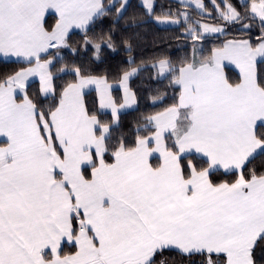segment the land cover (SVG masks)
Masks as SVG:
<instances>
[{
  "label": "snow or ice",
  "instance_id": "snow-or-ice-1",
  "mask_svg": "<svg viewBox=\"0 0 264 264\" xmlns=\"http://www.w3.org/2000/svg\"><path fill=\"white\" fill-rule=\"evenodd\" d=\"M178 3L156 15L155 0H142L158 25L183 24L191 44L179 64L168 57L151 64L179 92L144 118L129 146L122 137L109 144L110 125L89 113L85 89L95 87L115 122L135 103L129 81L143 65L122 72L119 105L107 76L79 66L53 71L73 28L85 33L96 59L102 43L114 51L110 37L88 39V28L113 10L122 17L128 0L119 7L116 0H0V56L24 65L0 75V264H157V254L170 249L201 256L199 264H255L254 248L264 240V170L247 165L264 156V0H247L243 11L231 0H210L212 12L205 0ZM189 8L223 24L193 19ZM246 20L259 22L258 36L225 39L205 54L207 36L233 24L248 31ZM225 62L238 80H230ZM58 73L73 79L57 98ZM33 77L37 99L28 91ZM49 96L52 104L41 103Z\"/></svg>",
  "mask_w": 264,
  "mask_h": 264
},
{
  "label": "trees",
  "instance_id": "trees-1",
  "mask_svg": "<svg viewBox=\"0 0 264 264\" xmlns=\"http://www.w3.org/2000/svg\"><path fill=\"white\" fill-rule=\"evenodd\" d=\"M236 7L243 11L242 5L246 1L231 0ZM108 3V0H105ZM205 4L210 12L213 11L210 0H205ZM116 7H119V0H116ZM180 5L177 0H155V14L160 15L162 9L169 8L175 10ZM188 11L192 14L193 19H202L206 22L219 23L212 18H204L197 14L193 8ZM213 15H215L213 13ZM56 16L49 14L46 17L47 24L51 25L55 22ZM253 23V28L248 31H240V25H225L226 32L223 34H212L205 38L203 48L205 54L211 47L219 46L225 39L248 38L259 35V22L244 21ZM184 25L159 26L152 19L145 15V10L139 0H128L127 8L122 17L117 19L115 11L96 19L89 25L87 36L93 43H101V38L107 40L109 37L115 46V50L109 49L106 43H102L101 55L96 59L93 55L94 49L92 44L85 45V33L81 30H73L69 33L68 44L70 47L60 50V56L63 60L57 58V63L53 71L62 66H79L86 74L107 76L110 82L118 81L122 72L130 67L141 66L142 70L129 81V87L132 89L136 98V106L124 110L118 114L117 120L113 123L112 116L108 112L100 111L97 105V98L93 90L85 92L84 100L90 114H96L98 118L108 123L111 128L112 138L110 145H115L119 138H124L125 142L132 146L137 135V127L143 125L144 118L152 115L175 102L179 88L169 84V79L158 78L156 70L151 64L162 58L168 57L174 63L179 64L186 54H190V38L183 34ZM130 46V48L128 47ZM72 49H76L75 52ZM53 52L55 50H52ZM129 57L134 60L133 64H129ZM24 65L17 63V60H7L0 57V75L11 73ZM259 70L264 74V62H260ZM225 72L232 81L238 80L239 76L235 70L225 67ZM73 79V76L67 73L57 74L55 79L56 95L66 82ZM37 81L29 82L28 91L33 99L38 98ZM115 100L118 102L120 94L117 89H113ZM162 96L161 102L153 103V97ZM41 103L48 106L54 101L51 96L47 99L39 97ZM107 162L113 160L111 156V148L106 154ZM248 168H256L264 170V156H257L248 165ZM216 178L222 177L221 173H215ZM71 246L66 245L65 251H70ZM255 264H264V240H258L254 248ZM156 262L159 264L161 259L165 264H199L202 257L199 255H181L177 250H165L162 254H157Z\"/></svg>",
  "mask_w": 264,
  "mask_h": 264
},
{
  "label": "crops",
  "instance_id": "crops-1",
  "mask_svg": "<svg viewBox=\"0 0 264 264\" xmlns=\"http://www.w3.org/2000/svg\"><path fill=\"white\" fill-rule=\"evenodd\" d=\"M177 1H178V0H177ZM140 3L142 4V0H140ZM49 14H53V15H55L54 10H49V12L46 13V17H47ZM55 16H56V15H55ZM156 24H157V23H156ZM157 25H158V24H157ZM159 26H170V25H159ZM73 30H78V28L70 29L69 33L72 32ZM0 57L3 58V59H7V60H17V58H15V57H3V56H0ZM45 58H47V57H45ZM225 67H230V68H232L233 70L236 71V73H237L238 76H239V71H238V69H236L235 65L230 64V63H228V62H225ZM94 76H98V75H94ZM31 81H37V83H38V88H39V77H33V78L30 79V82H31ZM111 84H112V83H111ZM90 90H93V91L95 92V95H96V98H97L98 109H99L100 111H103V109H101L100 106H99L98 95H97V93H96L95 87H94V86L89 87V88L85 89V92L90 91ZM116 102H117V101H116ZM122 103H123V102H122ZM136 103H137V101L135 100V103H134L135 106H136ZM117 104L119 105V104H121V103L119 102V103H117ZM134 105H133V106H134ZM135 106H134V107H135ZM126 108H127V107H126ZM126 108H123V109L128 110V109L133 108V107H128V109H126ZM123 109H120L119 112H118V114H119L120 112H122ZM162 110H163V109H162ZM162 110H160V111H162ZM154 114H155V113H154ZM152 115H153V114H152ZM112 120H113V118H112ZM4 139H5V138L0 137V143H3V142H4ZM112 162H114V161L112 160V161L109 162V163H112ZM150 162H151L154 166L157 165V164L159 163V154H158V153H154V154L152 155V157H150ZM89 172H90V170H89Z\"/></svg>",
  "mask_w": 264,
  "mask_h": 264
},
{
  "label": "rangeland",
  "instance_id": "rangeland-1",
  "mask_svg": "<svg viewBox=\"0 0 264 264\" xmlns=\"http://www.w3.org/2000/svg\"><path fill=\"white\" fill-rule=\"evenodd\" d=\"M239 1H241V2H243V1H246V0H239ZM139 2H140V0H139ZM204 22H206V21H204ZM207 23H211V22H207ZM244 23H247V22H244ZM212 24H223L222 22H219V23H212ZM119 81V80H118ZM118 81H114V82H110L109 81V83H112V85H113V88H112V90L113 89H117L118 90V92H119V94H120V99H119V101L117 102V103H122V102H124L123 101V95H124V93H123V89L119 86V83H118ZM131 89V88H130ZM131 91H132V89H131ZM133 92V91H132ZM112 96L114 97V94L112 93ZM114 99H115V97H114ZM135 100H136V98H135ZM134 104H131L130 106H128V107H134L133 106ZM128 107L126 108V109H128ZM131 109V108H130ZM125 109H123V111H124ZM103 111L104 112H108V113H110L111 114V109H103ZM111 116H112V114H111ZM113 118V117H112ZM113 123H114V121H113ZM165 264V263H164Z\"/></svg>",
  "mask_w": 264,
  "mask_h": 264
}]
</instances>
